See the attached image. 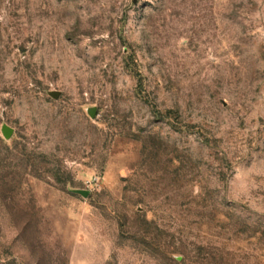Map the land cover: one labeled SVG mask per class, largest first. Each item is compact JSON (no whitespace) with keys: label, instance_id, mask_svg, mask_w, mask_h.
<instances>
[{"label":"rangeland","instance_id":"obj_1","mask_svg":"<svg viewBox=\"0 0 264 264\" xmlns=\"http://www.w3.org/2000/svg\"><path fill=\"white\" fill-rule=\"evenodd\" d=\"M0 264H264V0H0Z\"/></svg>","mask_w":264,"mask_h":264},{"label":"water","instance_id":"obj_2","mask_svg":"<svg viewBox=\"0 0 264 264\" xmlns=\"http://www.w3.org/2000/svg\"><path fill=\"white\" fill-rule=\"evenodd\" d=\"M51 95L55 96L56 94L52 92ZM88 113L90 116H94V113H95L94 107L89 108ZM2 134L4 135V137L8 138L11 134V129L8 126L4 125L2 127ZM74 192L80 193L83 196H85L87 194L86 190H74Z\"/></svg>","mask_w":264,"mask_h":264}]
</instances>
